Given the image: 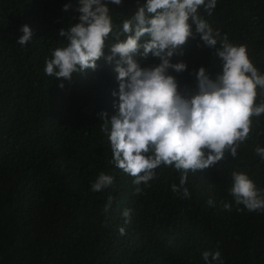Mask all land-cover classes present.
Instances as JSON below:
<instances>
[{
	"label": "trees",
	"instance_id": "trees-1",
	"mask_svg": "<svg viewBox=\"0 0 264 264\" xmlns=\"http://www.w3.org/2000/svg\"><path fill=\"white\" fill-rule=\"evenodd\" d=\"M145 2L109 5L113 21L130 19ZM76 7L77 0H0V264H205L204 251H219L223 264H264V213L242 205L237 211L228 195L233 171L264 189V162L255 153L264 147V116L235 159L229 155L216 167L189 174L190 198L171 190L180 174L170 167L157 169L150 186L134 194L133 178L111 163L99 116L106 112L110 120L118 111L119 57L101 59L96 71L75 74L63 89L44 72L45 59L66 43L59 30L78 22ZM200 13L230 42L247 45L264 73V0H217L211 16ZM24 25L33 39L22 47L16 42ZM180 51L171 63L184 62L187 70L169 74L182 91L195 88L200 67L213 75L220 70L214 49L199 36ZM133 58L142 68L160 63ZM100 172L113 175L114 186L92 192ZM109 196L113 202L105 213ZM126 209L132 210L130 224L122 216Z\"/></svg>",
	"mask_w": 264,
	"mask_h": 264
},
{
	"label": "clouds",
	"instance_id": "clouds-1",
	"mask_svg": "<svg viewBox=\"0 0 264 264\" xmlns=\"http://www.w3.org/2000/svg\"><path fill=\"white\" fill-rule=\"evenodd\" d=\"M122 3L77 0L74 12L78 22L59 30L66 43L45 59L44 72L60 80L58 86L63 89L64 81L71 82L75 74L96 71L98 61L111 63L118 56V111L110 120L106 112L99 114L101 131L110 142L111 163L133 178L134 194L142 193L141 185L150 186L157 169L173 168L180 179L171 190L188 199L189 174L216 167L229 155L235 159L241 146L251 139L255 125L264 116V98H259L264 92V73L252 62L247 45L230 42L201 15L203 9L211 16L217 0H146L130 19L123 18L117 25L109 5ZM72 7L70 2L62 10L68 13ZM20 31L23 35L16 43L24 47L32 41L33 32L28 25ZM196 36L203 46L214 49L220 70L213 75L200 67L194 73L195 88L182 91L169 70L183 73L187 64L171 63V58L182 55L180 50ZM105 48L110 52L107 56ZM137 54L145 60L157 58L160 63L142 68L133 58ZM255 153L264 162V147L257 146ZM231 179L228 195L237 211L242 205L249 212L264 213V189H258L244 172L233 171ZM112 186L114 176L100 172L91 191ZM112 202L109 196L105 213ZM208 204L214 206V201L209 199ZM221 204L223 209L232 210L231 203ZM131 215V209L123 211L126 224L131 223ZM119 231L125 234L123 227ZM202 259L205 264H223L219 251H204Z\"/></svg>",
	"mask_w": 264,
	"mask_h": 264
}]
</instances>
